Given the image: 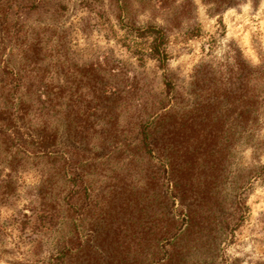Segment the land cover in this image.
<instances>
[{
    "label": "rangeland",
    "instance_id": "rangeland-1",
    "mask_svg": "<svg viewBox=\"0 0 264 264\" xmlns=\"http://www.w3.org/2000/svg\"><path fill=\"white\" fill-rule=\"evenodd\" d=\"M0 264H264V0H0Z\"/></svg>",
    "mask_w": 264,
    "mask_h": 264
},
{
    "label": "trees",
    "instance_id": "trees-1",
    "mask_svg": "<svg viewBox=\"0 0 264 264\" xmlns=\"http://www.w3.org/2000/svg\"><path fill=\"white\" fill-rule=\"evenodd\" d=\"M148 29H155V28H153V27H150V28H148ZM159 44H153L152 45V51L154 52V53H161L162 55H161V57H162V59L165 57V53L163 52V51H161L160 50V48H159ZM161 51V52H160ZM167 86H168V88L170 89V87H172L171 86V84H170V82L169 83H167ZM10 118H11V121H12V119H15V118H17V114H15V113H10ZM8 125V130H11L12 128L10 127V125H11V123H9V124H7ZM9 132H11V131H9Z\"/></svg>",
    "mask_w": 264,
    "mask_h": 264
}]
</instances>
